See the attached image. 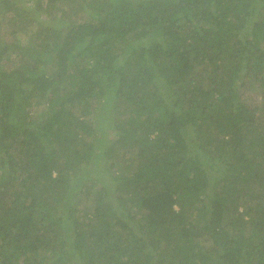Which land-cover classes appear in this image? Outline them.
I'll list each match as a JSON object with an SVG mask.
<instances>
[{"label": "trees", "instance_id": "16d2710c", "mask_svg": "<svg viewBox=\"0 0 264 264\" xmlns=\"http://www.w3.org/2000/svg\"><path fill=\"white\" fill-rule=\"evenodd\" d=\"M20 1L0 0V264H264V0Z\"/></svg>", "mask_w": 264, "mask_h": 264}, {"label": "rangeland", "instance_id": "374dc122", "mask_svg": "<svg viewBox=\"0 0 264 264\" xmlns=\"http://www.w3.org/2000/svg\"><path fill=\"white\" fill-rule=\"evenodd\" d=\"M20 4L22 6H24V7H26V9H31V8H33V6H34L35 3H34L33 0H21L20 1ZM0 17H1V15H0ZM3 21L5 22L7 20L3 19ZM4 35H6V38L7 37H10V27L8 26V24L6 26H4L0 30V38H3ZM20 36H21V38L23 40V44L24 43H29L28 42L29 36H28L27 33L21 31L20 32ZM261 44H262V46H264V41H261ZM250 80L251 79L248 78L247 79V82H248L247 85L240 86V88H241L242 91H245V95H244L245 97H248L249 95H253V97H255L254 98L255 100L252 99L251 101H254L256 103V102H258L261 99L262 93L259 92L258 89H256V87L250 86V83H251ZM115 109H116V107H114V110L112 112L113 117H115L114 116L115 115V112H116ZM39 111H41L43 113H46L47 112V107L45 105H41L40 108H39ZM113 123L114 122H113L112 119H109V118L107 119V121H106V126H107L106 132L112 133L113 134V137L115 138L116 137V134H115L116 131H115V129H113L114 127H112ZM98 138L99 137H98L97 134H91L90 136H88L87 139L92 140V141H97ZM116 146L119 147L118 144ZM91 167H93V170H95L96 172H99L100 171L103 174V178L105 180H107L108 183L111 182L110 183L111 185L114 184L113 182H115V179L113 177V174H114L115 170L113 168H109L108 161H107L106 158H99V159L96 160V162L94 160L91 163ZM97 185L98 186H102L99 180H97ZM95 191L96 190L94 189L92 193H88L87 194L86 191L83 188V190L81 191V194H78L76 196L77 198L73 199L74 201H77V204L76 205H77V208H78V213L80 215V218L83 219L84 217H86L85 216V213H87V211L88 212L90 211V213L92 212L91 206L93 205V198H94V192ZM114 203L116 205H118V202L115 201V200H114ZM6 251H8V253H9L10 248L8 247L6 249ZM82 261L83 260L81 259L79 261V263L80 264H83Z\"/></svg>", "mask_w": 264, "mask_h": 264}]
</instances>
